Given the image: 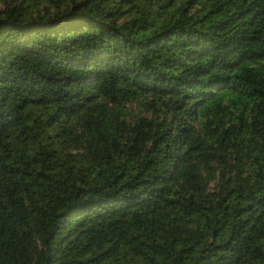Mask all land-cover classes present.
I'll return each mask as SVG.
<instances>
[{
    "label": "trees",
    "instance_id": "obj_1",
    "mask_svg": "<svg viewBox=\"0 0 264 264\" xmlns=\"http://www.w3.org/2000/svg\"><path fill=\"white\" fill-rule=\"evenodd\" d=\"M0 264H264V0H0Z\"/></svg>",
    "mask_w": 264,
    "mask_h": 264
}]
</instances>
